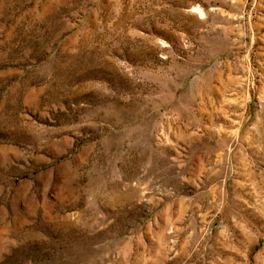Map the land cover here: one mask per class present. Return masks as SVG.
<instances>
[{
	"label": "rangeland",
	"instance_id": "obj_1",
	"mask_svg": "<svg viewBox=\"0 0 264 264\" xmlns=\"http://www.w3.org/2000/svg\"><path fill=\"white\" fill-rule=\"evenodd\" d=\"M0 264H264V0H0Z\"/></svg>",
	"mask_w": 264,
	"mask_h": 264
}]
</instances>
